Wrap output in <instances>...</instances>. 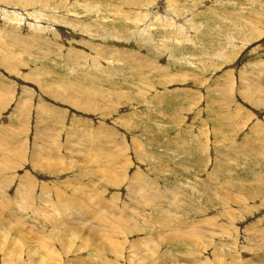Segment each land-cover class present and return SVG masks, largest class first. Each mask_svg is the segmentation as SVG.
<instances>
[{
    "label": "rangeland",
    "instance_id": "374dc122",
    "mask_svg": "<svg viewBox=\"0 0 264 264\" xmlns=\"http://www.w3.org/2000/svg\"><path fill=\"white\" fill-rule=\"evenodd\" d=\"M0 94V264L264 262V0H0Z\"/></svg>",
    "mask_w": 264,
    "mask_h": 264
},
{
    "label": "bare ground",
    "instance_id": "6f19581e",
    "mask_svg": "<svg viewBox=\"0 0 264 264\" xmlns=\"http://www.w3.org/2000/svg\"><path fill=\"white\" fill-rule=\"evenodd\" d=\"M170 4V3H169ZM169 7V6H168ZM167 7V8H168ZM161 9V8H160ZM171 10V9H170ZM13 12V11H12ZM173 12H175V11H173ZM13 14H16V15H18V19H19V22H21V20H23L24 21V19H26V16H29L28 14H26V13H23V11H20V12H13ZM26 15V16H25ZM162 15V14H161ZM163 15H164V13H163ZM167 15V14H166ZM158 16V15H157ZM31 17V16H30ZM166 18L167 17H165V20H166ZM170 19H173V17L171 16L170 17ZM174 19H176L175 17H174ZM173 19V20H174ZM162 20V19H161ZM163 21V20H162ZM172 20H168L167 22H171ZM177 21V20H176ZM175 21V22H176ZM177 23V22H176ZM35 24V23H34ZM173 24V23H172ZM181 24V23H180ZM183 24V23H182ZM176 25V24H175ZM31 26H33V25H31ZM176 28V27H175ZM152 29V28H151ZM106 55V54H105ZM104 55V56H105ZM106 57V56H105ZM247 93V92H246ZM259 93V92H258ZM1 95V94H0ZM249 97H253L255 94H250V93H248L247 94ZM247 96V97H248ZM259 96V95H258ZM264 96H262V98H263ZM258 100L259 101H261V99H259L258 98ZM230 161V160H229ZM227 162H228V159H227ZM227 162H223L222 163V166H221V168L220 169H222L223 168V166H225L226 164H227ZM47 165V164H46ZM224 171H220V174H222ZM217 173H219L218 171H217ZM262 183V182H261ZM264 185V184H263ZM236 203H239V201H236ZM168 226V225H167ZM261 234V233H260ZM260 239V238H259ZM263 240V239H262ZM264 241V240H263ZM223 247V246H222ZM228 248V247H227ZM234 250V249H233ZM219 253V252H218ZM228 253V252H227ZM221 255H223L224 256V254L222 253ZM229 256V255H228ZM226 257V256H225ZM240 258V257H239ZM227 259V258H226ZM224 260V259H223ZM229 264V263H228ZM233 264H264V262H260V261H255V262H253V260L252 259H250V260H248V261H235V262H233Z\"/></svg>",
    "mask_w": 264,
    "mask_h": 264
}]
</instances>
